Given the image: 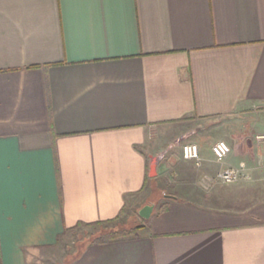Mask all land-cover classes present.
Returning <instances> with one entry per match:
<instances>
[{
  "label": "crops",
  "instance_id": "obj_1",
  "mask_svg": "<svg viewBox=\"0 0 264 264\" xmlns=\"http://www.w3.org/2000/svg\"><path fill=\"white\" fill-rule=\"evenodd\" d=\"M229 117L259 130L217 162L191 125ZM263 132L264 0H0V264L137 226L63 264H264Z\"/></svg>",
  "mask_w": 264,
  "mask_h": 264
},
{
  "label": "rangeland",
  "instance_id": "obj_2",
  "mask_svg": "<svg viewBox=\"0 0 264 264\" xmlns=\"http://www.w3.org/2000/svg\"><path fill=\"white\" fill-rule=\"evenodd\" d=\"M226 119H230L227 121ZM223 122L215 123V122H210L208 126L205 128H202L201 131H194L193 132V125H191V130H192V136H198L200 140L204 144H213L217 140H224L226 141L229 146H233L239 142L242 144L245 142L246 139H248L253 132H256L259 130L254 128L251 123H245L246 125H241V127H236L233 125L234 122H238L237 117H229L226 118ZM247 131H245V129ZM244 129V130H243ZM252 132V133H251ZM258 134V133H257ZM256 135V134H255ZM187 143H194L193 141H188V142H182L181 145H184ZM182 145V146H183ZM182 149V148H181ZM166 173H171L169 169H165ZM167 174V175H168ZM153 197H161V191L162 190H168L166 188L165 183L162 180H153ZM110 228V227H107ZM127 228V227H125ZM104 229V227H94V228H78L74 232L70 233L69 235V241L65 245H61L59 252L57 251L56 254L57 257L56 259L59 261L61 260V257L66 254L68 255L64 261L67 263L71 260L73 256H75L81 248H83L84 244L93 236L97 231ZM64 259V257H63ZM62 259V260H63ZM64 261H60L62 264ZM55 263V262H54ZM53 263V264H54Z\"/></svg>",
  "mask_w": 264,
  "mask_h": 264
},
{
  "label": "built area",
  "instance_id": "obj_3",
  "mask_svg": "<svg viewBox=\"0 0 264 264\" xmlns=\"http://www.w3.org/2000/svg\"><path fill=\"white\" fill-rule=\"evenodd\" d=\"M254 141L260 144H264V132L258 133L253 136ZM231 148L229 144L224 140H217L211 146V153L213 158L217 162H222L229 155ZM182 157L186 160H193L199 163L200 153L199 148L194 143H187L182 146ZM242 178H249L246 172V166L244 163H239L236 166H228L216 173L215 176L210 177L204 175L201 179L203 187L207 188L213 183H220L224 185L232 184L239 181Z\"/></svg>",
  "mask_w": 264,
  "mask_h": 264
},
{
  "label": "trees",
  "instance_id": "obj_4",
  "mask_svg": "<svg viewBox=\"0 0 264 264\" xmlns=\"http://www.w3.org/2000/svg\"><path fill=\"white\" fill-rule=\"evenodd\" d=\"M137 227L133 228H111V229H101L97 231L91 238L85 243H104L111 240H116L121 237L130 236L135 234Z\"/></svg>",
  "mask_w": 264,
  "mask_h": 264
},
{
  "label": "water",
  "instance_id": "obj_5",
  "mask_svg": "<svg viewBox=\"0 0 264 264\" xmlns=\"http://www.w3.org/2000/svg\"><path fill=\"white\" fill-rule=\"evenodd\" d=\"M156 165H157V157H151L149 160V169H148V175L154 176L156 175ZM150 206L144 207L143 211L144 213L150 211Z\"/></svg>",
  "mask_w": 264,
  "mask_h": 264
}]
</instances>
